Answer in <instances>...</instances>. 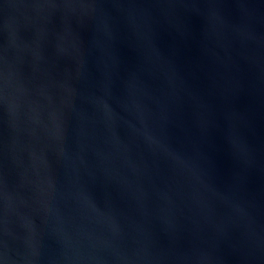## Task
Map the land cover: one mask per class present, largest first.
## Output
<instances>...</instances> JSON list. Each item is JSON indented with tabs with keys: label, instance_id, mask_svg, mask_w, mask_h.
Returning <instances> with one entry per match:
<instances>
[{
	"label": "water",
	"instance_id": "obj_1",
	"mask_svg": "<svg viewBox=\"0 0 264 264\" xmlns=\"http://www.w3.org/2000/svg\"><path fill=\"white\" fill-rule=\"evenodd\" d=\"M0 264H264V0H0Z\"/></svg>",
	"mask_w": 264,
	"mask_h": 264
}]
</instances>
